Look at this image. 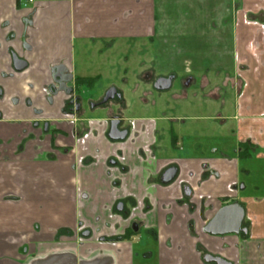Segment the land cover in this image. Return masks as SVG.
<instances>
[{"label": "crops", "instance_id": "obj_1", "mask_svg": "<svg viewBox=\"0 0 264 264\" xmlns=\"http://www.w3.org/2000/svg\"><path fill=\"white\" fill-rule=\"evenodd\" d=\"M126 41L183 84L177 156L159 145L166 117H120L127 137L114 141L106 106L63 115L73 78H91L75 73L76 45L86 56ZM228 119L232 142L207 147ZM251 160L264 162V0H0V264H264V172L243 181L238 163ZM167 166L177 179L162 185ZM231 203L247 234H206Z\"/></svg>", "mask_w": 264, "mask_h": 264}, {"label": "rangeland", "instance_id": "obj_2", "mask_svg": "<svg viewBox=\"0 0 264 264\" xmlns=\"http://www.w3.org/2000/svg\"><path fill=\"white\" fill-rule=\"evenodd\" d=\"M88 53L83 54L81 44L76 45L75 49V65L77 71L75 73H84L90 77H98V80L91 89L81 87L78 91L80 98L83 100V107L87 109V102H101L104 92L108 88L115 90V99L107 102L106 108L111 109L110 113L119 114L123 118H130L136 116H161L166 117V122L161 124L159 131V145L163 151V156H177V152L181 150V143L177 149L172 150L177 141L181 142L180 132L175 131L174 125L180 124L182 121V107L183 97L181 94L182 85L180 79L176 78L169 91L157 92L153 90V80L160 75L168 74L166 69L159 65L151 66L150 63L156 61L152 54V48L149 45H135L133 41L119 43L118 45L110 46L96 45L90 53V48L85 50ZM140 55H142L140 57ZM85 67V68H84ZM200 99L193 102V106L205 103L204 98L200 97V92H196ZM220 103L221 101L227 104V110L224 109L220 113L222 116L229 117L233 111L235 103H237V95L231 84L226 81L220 84L219 91ZM104 99V98H103ZM191 100V98H189ZM88 104V103H87ZM104 108L95 107L94 110ZM221 110V107H216ZM235 125V121L228 119L223 130L220 127L213 131V135L205 134V144L211 145L213 142L224 141L225 144H230L234 136H229L228 132ZM177 129V128H176ZM193 138L203 140L197 135ZM202 142V141H201ZM207 147H204L205 151ZM239 168L249 169L250 176L242 174L243 181H255L258 183L260 176L256 172H264V162L258 161H239ZM241 171H239V174Z\"/></svg>", "mask_w": 264, "mask_h": 264}, {"label": "water", "instance_id": "obj_3", "mask_svg": "<svg viewBox=\"0 0 264 264\" xmlns=\"http://www.w3.org/2000/svg\"><path fill=\"white\" fill-rule=\"evenodd\" d=\"M13 68L17 72H21L26 68V63L18 58L16 55L12 56ZM172 78H160L155 84L154 88L157 91H166L171 88ZM115 91H110L106 94L104 102L114 97ZM118 122L111 121L109 139L118 141L125 139L127 132L120 131L117 128ZM176 171L168 170L164 174L163 183L166 184L172 180ZM187 192V189H186ZM245 217V210L238 203H232L222 206L214 215V217L206 224L203 231L212 236H225L229 234L238 235L240 233L247 234V229L242 228V222ZM203 260L211 264H231L222 258L214 257L212 255H205Z\"/></svg>", "mask_w": 264, "mask_h": 264}, {"label": "flooded vegetation", "instance_id": "obj_4", "mask_svg": "<svg viewBox=\"0 0 264 264\" xmlns=\"http://www.w3.org/2000/svg\"><path fill=\"white\" fill-rule=\"evenodd\" d=\"M13 55H15V54H12V56ZM18 57V56H17ZM19 58V57H18ZM22 60V59H21ZM24 61V60H23ZM25 62V61H24ZM26 63V62H25ZM12 64H13V62H12ZM26 68H27V64H26ZM25 68V69H26ZM24 69V70H25ZM23 71V70H22ZM172 78V84H171V87H172V85H173V82L175 81V76L173 75V74H171V73H168V74H165V75H160V76H157L154 80H153V85H152V87H153V90H155V88H154V84H155V82L158 80V79H160V78ZM76 78H82V77H78V76H76V77H74L73 78V85H74V88H73V90H74V92H75V100H74V102H73V104H69L68 106H65L64 107V109H63V115H65V116H73L74 114H75V112H78V113H80V111H82V110H84L85 108L83 107V100H82V98H80V96H79V94H78V91H80L81 90V87H86V89H91V88H89V87H87V86H80V85H77L76 84V82H75V79ZM92 78V77H91ZM171 89V88H170ZM169 89V90H170ZM114 89L113 88H108L105 92H104V95H103V97H102V100H101V102H87L86 103V106L88 107L87 109H93V108H95V107H105L106 106V104H107V102H110L111 100H113V99H115V95H116V93L114 94V97L112 98V99H109L108 101H106V102H104L103 100V98H105V96H106V94L108 93V92H110V91H113ZM169 90H166V91H169ZM115 91V90H114ZM155 91H157V90H155ZM166 91H157V92H166ZM71 92H73L72 90H71ZM73 105V106H72ZM120 117H122V116H120L119 114H113L112 115V119H111V121H117L118 122V125H117V128L120 130V131H126L127 132V130H125V129H121L120 128V126H121V122H120ZM110 126H111V122H110ZM109 132H110V130H109ZM126 137H127V135H126ZM125 137V138H126ZM124 140V139H123ZM175 170L176 171V173H175V175H174V177L172 178V180L170 181V182H168V183H166V184H164L162 181H163V178H164V174L168 171V170ZM177 179V169L175 168V167H172V166H167L166 168H164L163 170H162V172L160 173V176H159V182H160V184H162V185H170V184H173V182L175 181ZM186 189H187V192H186ZM184 193H185V200L184 201H189L190 199H191V197H192V195H191V192L189 191V188L187 187V186H185V188H184ZM222 201H226L225 199H223ZM232 204V203H231ZM244 224H243V222H242V228H245L244 226H243ZM248 232V231H247ZM243 234V233H242ZM209 255H211V254H209ZM213 256V255H212ZM214 257H217V256H214ZM220 258V257H219Z\"/></svg>", "mask_w": 264, "mask_h": 264}, {"label": "trees", "instance_id": "obj_5", "mask_svg": "<svg viewBox=\"0 0 264 264\" xmlns=\"http://www.w3.org/2000/svg\"><path fill=\"white\" fill-rule=\"evenodd\" d=\"M98 80V77H93V78H76L75 82L77 85L80 86H87L89 88L93 87L96 81ZM247 146L242 145V151L245 152L247 151ZM250 156H239L240 159H247Z\"/></svg>", "mask_w": 264, "mask_h": 264}, {"label": "built area", "instance_id": "obj_6", "mask_svg": "<svg viewBox=\"0 0 264 264\" xmlns=\"http://www.w3.org/2000/svg\"><path fill=\"white\" fill-rule=\"evenodd\" d=\"M28 2H32V0H28Z\"/></svg>", "mask_w": 264, "mask_h": 264}]
</instances>
